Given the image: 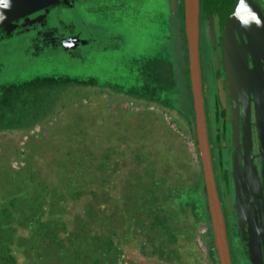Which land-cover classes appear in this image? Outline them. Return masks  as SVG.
Here are the masks:
<instances>
[{"label": "rangeland", "instance_id": "rangeland-1", "mask_svg": "<svg viewBox=\"0 0 264 264\" xmlns=\"http://www.w3.org/2000/svg\"><path fill=\"white\" fill-rule=\"evenodd\" d=\"M260 3L264 7V0ZM172 6V0H101L91 4L85 11L97 18L100 26L92 31L99 41L84 50L86 62L69 60L61 51L33 58L19 39L0 41V120L5 122L27 110L33 112L27 115H38L30 122L31 126L40 127L23 144L22 137L31 126L23 132L4 134L15 138L20 146L22 158H12V168L24 166L23 156L27 153L46 178L55 180L63 172H71L74 163H80L78 167L86 173L97 158L108 153V162L121 169L117 174L112 169L104 171L102 184L94 188L96 195H91L92 203L87 204L91 212L101 213L94 216V226L91 224L89 229L97 224L108 233L117 231L116 243L128 257L127 264H162L152 260V252L141 248L138 240L141 234L132 231L143 203L135 197L133 203H124L126 195L134 194L130 180L141 181L143 186L157 182L151 190L153 197H158L164 189L189 182L194 168L198 172L201 167L194 116L193 123L188 117L192 95L180 46L181 28ZM185 41L186 38L182 45L184 56ZM202 48L209 83L207 93L214 102L205 37ZM15 83L18 84L13 87ZM43 110L49 112L47 118L42 117ZM20 159L23 165L13 167V160ZM139 163L150 168L142 170ZM128 166L137 169L127 173ZM110 186L119 191L118 200L107 198L104 203H97L108 197L105 188ZM200 188L174 209L166 206L169 207L166 214H175L173 217L178 220L174 230L176 240L169 245L172 250L168 258L171 261L179 258L180 262L168 260L163 264L208 262L205 240L212 229L209 212V223L199 212ZM83 200L80 197L79 202ZM80 205L69 204L70 213L78 216V220L85 219L80 211L84 205L79 208ZM177 244L178 256L172 253Z\"/></svg>", "mask_w": 264, "mask_h": 264}, {"label": "trees", "instance_id": "trees-1", "mask_svg": "<svg viewBox=\"0 0 264 264\" xmlns=\"http://www.w3.org/2000/svg\"><path fill=\"white\" fill-rule=\"evenodd\" d=\"M257 1L261 2V0ZM262 8L264 10V7ZM185 62L189 87L187 53ZM190 107L188 117L193 123L194 112L192 105ZM23 114L25 117L22 116ZM27 114H33V112L21 111L15 116L16 118L5 122L0 120V126H5V128L0 127L2 134L26 131L32 125L30 123L32 119L38 116L32 117ZM41 114L42 117L47 118L49 112L43 110ZM4 138L1 141L0 155V264H127L128 257L121 253V248L116 243L117 231L108 233L106 229L98 228L97 224H95V230L89 229L91 224L94 226V216L96 214L100 216L101 213L100 210L91 212V207L87 204L92 203L91 195H96L94 188L99 183L102 184L104 171L107 169H112L113 174L120 173L121 168L117 167L118 165L108 162L110 158L108 153L97 158L86 173L81 172L80 166L78 167L80 163H74L71 172H63L59 179L50 180L41 173V169L30 160L27 153L23 156L25 165L19 169H13L11 159L22 158L20 146L15 138H8V136ZM146 166L144 168V164H138L139 168L148 171L150 165L146 164ZM136 169L137 166L135 169L134 166H128L127 173ZM194 170L191 175L192 184L191 180L184 181L176 187L168 188L167 191L164 189L158 197H153L151 190L153 186L158 185L157 182L152 181L150 186H143L139 183L141 181L130 180L129 187L133 188L134 194L126 195L123 200L124 203H133L132 198L135 197L138 202L143 203L140 213L135 216L132 231L137 230L136 232L141 234L138 237L140 246L152 252V260L162 264L168 260L180 262L179 258L175 261H171V257L168 258L172 250L169 245L176 240L174 230L178 220L173 217L175 214L169 216L166 211L169 207L174 209L176 205L183 204L198 187H201L198 191L201 202L199 212L209 223L201 167L197 168L198 172ZM197 180H199L198 183ZM93 184L95 187L86 189V186H93ZM109 189L112 190L108 192ZM105 191L108 197H104L103 201L102 198L99 199L100 201L97 200V203H104L107 198L118 200L117 188L110 186L105 188ZM80 197L84 199L82 203L79 202ZM69 204L75 207L84 205L80 211L85 219L78 220V216L72 215ZM141 217L147 218L143 220ZM208 235V239L205 238L208 256L206 264H219L216 250L213 248L211 231ZM176 246L177 249H173L172 253L178 256L180 246L178 244Z\"/></svg>", "mask_w": 264, "mask_h": 264}, {"label": "flooded vegetation", "instance_id": "flooded-vegetation-1", "mask_svg": "<svg viewBox=\"0 0 264 264\" xmlns=\"http://www.w3.org/2000/svg\"><path fill=\"white\" fill-rule=\"evenodd\" d=\"M99 1L60 0L12 21L0 22V41L19 39L25 44V52L33 58L47 52L61 51L69 60L86 62L83 52L96 46L99 39L92 30L100 25L97 18L91 17L85 10ZM216 1L199 0L198 13L199 59L212 167L224 214L232 264H254L256 258L253 256V259L250 252V231L255 225L261 228L264 222V177L259 155L256 109L252 92L247 96L230 87L227 82L221 18L215 9ZM253 1L264 14L260 3ZM172 5L171 10L177 14L181 28L180 46L184 48V0H178V3L172 0ZM204 37L209 47L207 58L210 60L214 102L207 93L209 83L205 78L202 48ZM183 48L181 52L185 60ZM247 59L251 67L249 54ZM17 84H13V87ZM24 85L30 86V83ZM1 134L0 128V140L3 141L4 134L3 137ZM260 249L264 261L263 236Z\"/></svg>", "mask_w": 264, "mask_h": 264}, {"label": "water", "instance_id": "water-1", "mask_svg": "<svg viewBox=\"0 0 264 264\" xmlns=\"http://www.w3.org/2000/svg\"><path fill=\"white\" fill-rule=\"evenodd\" d=\"M60 0H4L0 4V22H9L28 15ZM262 22L264 14L253 0H245ZM215 9L219 11L222 26V42L226 79L230 87L247 96L253 93L256 109V127L259 138V155L262 159L264 177V27L255 23L250 28H242L233 14L240 5V0H218ZM184 31L188 55V75L194 111V125L197 148L200 156L207 207L219 264H232L225 219L218 197L212 167L210 145L206 124L204 95L202 90L199 59V0H184ZM241 16L248 13L243 8ZM245 35V38L243 36ZM250 55L252 66L249 67L247 56ZM219 71V70H218ZM257 228V230L255 229ZM262 229V231L260 230ZM250 252L254 264H264L260 249V239H264V222L261 228L256 225L251 229ZM260 231V232H258Z\"/></svg>", "mask_w": 264, "mask_h": 264}, {"label": "clouds", "instance_id": "clouds-1", "mask_svg": "<svg viewBox=\"0 0 264 264\" xmlns=\"http://www.w3.org/2000/svg\"><path fill=\"white\" fill-rule=\"evenodd\" d=\"M241 8L247 10L248 15L246 17L240 15ZM233 18L239 21L242 28H250L253 23H255L257 27H264V22L260 20L259 15L252 10L251 6L246 4L245 0H240V5L233 14Z\"/></svg>", "mask_w": 264, "mask_h": 264}, {"label": "built area", "instance_id": "built-area-1", "mask_svg": "<svg viewBox=\"0 0 264 264\" xmlns=\"http://www.w3.org/2000/svg\"><path fill=\"white\" fill-rule=\"evenodd\" d=\"M40 131V127L39 126H34V127H32L31 129H29V131L27 132V133H25L24 135H23V139H22V141L20 142V143H25V141L30 137V136H32L33 134H36V133H38ZM23 163H24V161L23 160H13V162H12V164H13V167H15V168H18L19 166H21V165H23Z\"/></svg>", "mask_w": 264, "mask_h": 264}, {"label": "snow or ice", "instance_id": "snow-or-ice-1", "mask_svg": "<svg viewBox=\"0 0 264 264\" xmlns=\"http://www.w3.org/2000/svg\"><path fill=\"white\" fill-rule=\"evenodd\" d=\"M4 3V0H0V4ZM245 12H247V10H244Z\"/></svg>", "mask_w": 264, "mask_h": 264}]
</instances>
